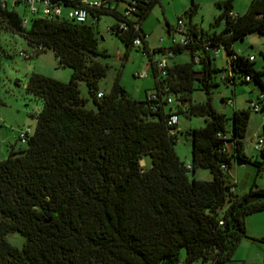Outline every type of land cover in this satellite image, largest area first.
Here are the masks:
<instances>
[{"label":"trees","instance_id":"16d2710c","mask_svg":"<svg viewBox=\"0 0 264 264\" xmlns=\"http://www.w3.org/2000/svg\"><path fill=\"white\" fill-rule=\"evenodd\" d=\"M79 0H62L75 5ZM157 0H136L129 15L115 5L89 9L79 22L64 15H36L23 26L14 6L0 2V27L20 34L36 56L51 49L60 66L71 69L62 81L39 72L28 75L25 89L39 107L32 131L18 148L0 158V264H208L231 263L246 236L245 218L264 209V187L252 185L241 196L228 178L232 164H261L243 152L250 109L233 110L231 129L226 116L210 100L217 76L228 70L226 84L254 80L264 94V68L254 66L251 54L233 49L237 38L264 35V0H250L243 14L232 17V0H221L219 32L192 31L190 41L168 47L146 46L141 21ZM195 4L187 9L194 13ZM101 14L117 21L108 25L128 52L143 45L155 77L144 98L131 97L115 80L109 92L98 82L109 68L96 26ZM178 18H182L179 16ZM125 28H119V22ZM115 30V31H114ZM135 38L140 43L135 44ZM221 45L227 67L213 64ZM170 49L173 57L165 76H158L153 57ZM188 52L186 58L180 54ZM264 57V54L259 51ZM199 56L195 61L194 57ZM255 57V55H253ZM249 75V79L245 78ZM79 79L85 81L95 108L85 106ZM194 90L207 94L192 100ZM152 93L154 95H152ZM173 96V103L167 97ZM232 99V98H226ZM225 99V100H226ZM171 111L204 117V124L185 131L169 125ZM262 112V111H259ZM177 130L176 137L170 131ZM218 132L224 133L222 137ZM188 136L190 158L178 157L174 143ZM230 140V149L224 141ZM258 154L264 160V147ZM144 160L142 163L141 161ZM190 164V168L186 164ZM206 168L210 179L190 176ZM18 232L21 246L6 235ZM184 256L181 257V250Z\"/></svg>","mask_w":264,"mask_h":264},{"label":"rangeland","instance_id":"374dc122","mask_svg":"<svg viewBox=\"0 0 264 264\" xmlns=\"http://www.w3.org/2000/svg\"><path fill=\"white\" fill-rule=\"evenodd\" d=\"M249 2L250 0H232V10L243 14ZM192 3L197 6L195 5L196 10L191 14L187 9ZM66 8V5L63 6V11H66ZM15 9L19 14L25 13L22 4L16 5ZM222 10L223 7L218 4V0H160L142 22L144 28L148 31L146 39L149 42V46L157 48L158 46L172 44V39L166 32V20L169 24L175 25L179 16L183 17L187 26L197 24L198 28L210 30V33L214 29L219 32L223 28L222 19L218 20ZM112 19L113 17L109 14H101L100 19L96 22V26L102 35L99 38L98 48L100 50L104 49L109 54L105 58L109 68L106 75L98 82L99 90L109 92L115 80H118L131 97L136 99L144 98L146 93H150L153 90L155 77L150 66L146 67L147 75L144 77L136 76V72L142 71L149 59L142 51V44L139 47L133 46L127 52L124 44L107 32L106 27ZM1 31L3 48L9 53L6 55L0 50V138L7 136V139L0 143V158H4L11 147L8 142H11L15 148L21 145L18 139V126L21 121L26 119L31 124L35 121V118L30 116L28 111H36L39 107V102L25 91L28 75L37 71L53 78L58 75L60 78L56 79L67 81L70 78L71 69L67 66L58 65L57 58L51 49H47L37 56L24 57L22 51L30 50V48L26 45L23 37L15 32L3 29ZM180 37L181 35L178 38ZM233 48L239 52L253 53L256 57L255 61H253L254 66L260 69L264 68V59L259 54V51L264 49V35L252 32L241 39L237 38L233 42ZM213 55V64L217 68L227 67L228 55L222 46L215 48ZM217 80H219V83L212 87L209 97L214 108L225 114V129L229 131L234 108L225 102V99H236L237 104H247L248 106L251 99H256L259 87L254 80L239 82L236 79L235 84H226L220 79L219 75ZM78 87L81 96L87 98L85 106L87 108H95L85 81H79ZM207 97L203 90H194L192 92V100L195 102L204 101ZM250 115L255 117L252 120L255 126L262 123L257 118L260 116V112L250 110ZM178 120L179 130L182 132L188 128L200 127L204 124V117L198 115L189 116L180 113ZM243 142L246 148L252 149L253 153L250 155L257 156L261 164H232L229 168L228 178L232 179L236 176L239 178V183H236L238 196H241L249 189L251 182H254L255 187H264V160H262L263 158L252 145L250 146L246 138ZM174 149L179 156H182L183 152H185L187 156L183 159L187 161V157L191 153V144L188 136L179 134L174 143ZM204 173L207 176L210 174L208 169L198 168L196 173L190 172V176L198 177ZM245 220L249 233L239 241L233 252L234 260L230 264H264V209L248 214ZM6 237L17 246H21L24 241V237L16 231L8 233ZM180 255L181 257L184 256V249L181 250ZM193 264L208 263L197 260Z\"/></svg>","mask_w":264,"mask_h":264},{"label":"built area","instance_id":"2783aa9c","mask_svg":"<svg viewBox=\"0 0 264 264\" xmlns=\"http://www.w3.org/2000/svg\"><path fill=\"white\" fill-rule=\"evenodd\" d=\"M116 0H79L78 3L75 5H71L68 7L66 11H63L64 3L62 0H0L1 5L5 6L7 2H9L11 5L13 4H22L23 9L25 11V15L21 18V23L23 26L27 25L29 22V18L31 16L36 15H64L67 18H70L72 20H76L79 22H84L89 18V9L90 8H97V7H107L114 5V2ZM136 4V0H128L127 6L125 8L124 14L129 15L131 11L134 9V5ZM229 14L234 17L237 15L235 11H230ZM119 28H125V22L121 21L119 22ZM106 30L108 33H113V29L109 26L106 27ZM175 30L181 33V37L176 40L172 39L173 41H178L180 44L185 45L190 41L191 36L188 35L185 22L182 18H177V23L175 24ZM115 31V30H114ZM135 44L140 43L139 38H135L134 40ZM221 45H218L216 48H218ZM261 52L264 54V49L261 50ZM33 53V49L30 48V50H23L22 55L26 58L31 57ZM173 57V52L170 49L164 50V52L158 53L153 57L152 64L153 68L155 69L158 76H165L167 73V66L169 64V61ZM253 55H249V59H253ZM195 61L199 60V56L194 57ZM150 66V62L147 61V64L145 65V68L142 69L140 72H136V76L144 77L147 75L146 67ZM230 72L227 70H223L220 74V78H225ZM245 78L248 80L249 75H246ZM102 92H98L97 95L100 96ZM152 95H154L152 93ZM173 96L169 95L167 97L168 103H173ZM227 103H231V99H226ZM248 108L254 112H259L264 110V94L262 92H258L256 95V99H252L248 103ZM178 121V114L175 111H171L169 116L167 117V123L169 125H176ZM32 126L30 125H24L22 127L18 128V139L21 143H24L26 140V137L29 133L32 131ZM171 135L176 137L177 130L173 128L170 131ZM218 134L222 137H226L224 133L218 132ZM227 138V137H226ZM233 141V140H232ZM232 141L225 140L224 141V149H230V145L232 144ZM252 147L259 152L264 147V135H256L252 139ZM143 163V160L141 161ZM186 166L190 168V164L187 163ZM230 264V263H226Z\"/></svg>","mask_w":264,"mask_h":264},{"label":"crops","instance_id":"0c3cea01","mask_svg":"<svg viewBox=\"0 0 264 264\" xmlns=\"http://www.w3.org/2000/svg\"><path fill=\"white\" fill-rule=\"evenodd\" d=\"M127 1L128 0H116L115 2H114V5H115V10L117 11V12H123V10L126 8V6H127ZM218 1H221V0H218ZM160 2V0H157L156 1V3H159ZM156 3H154V5L156 4ZM154 5L151 7V9L154 7ZM196 5V4H195ZM67 6V8H66V10L68 9V7L69 6H71V5H66ZM197 6V5H196ZM14 8H15V6H14ZM150 9V10H151ZM194 10H196V8L194 9ZM150 12V11H149ZM148 12V13H149ZM239 13V12H238ZM112 16V15H111ZM113 17V16H112ZM178 18V17H177ZM100 19V17L98 18V20ZM145 19V18H144ZM143 19V20H144ZM143 20L141 21V28L144 30V32H146L147 34H148V31L144 28V26H143V24H142V22H143ZM184 20V19H183ZM117 20L113 17V19H112V21L111 22H109V24L108 25H111V24H113V23H115ZM185 22V21H184ZM185 25H186V28L187 29H191L192 31H208V30H205L204 28H198V26H197V24H192V25H190V26H187V24L185 23ZM1 29H3V30H7V31H9V32H11L10 30H8V29H6V28H4V27H0V50L3 52V53H5L6 55H8L9 53L7 52V51H5V49L3 48V38H2V31H1ZM166 32H167V35L171 38V39H176V40H178L179 38V36L181 35V33H179L178 31H176L175 30V25H171V24H169L168 22H167V20H166ZM175 32H177L178 34H180L178 37H177V33L175 34ZM208 32H210V30L208 31ZM212 32H218L216 29H214ZM111 35V34H110ZM5 39V38H4ZM6 40V39H5ZM25 41V40H24ZM145 44H146V46L147 47H150V48H153V47H151V46H149V42L147 41V39L145 40ZM25 43H26V41H25ZM26 45L28 46V44L26 43ZM171 44H169L168 46H170ZM168 46H158V47H168ZM156 47V46H155ZM234 49V48H233ZM235 50V49H234ZM235 52L236 53H239V54H245V55H247V54H251V55H254L253 53H245V52H239V51H237V50H235ZM184 53H186V55H184ZM37 56V55H36ZM180 56L182 57V58H186L187 56H188V52L187 51H183L181 54H180ZM263 57V56H262ZM255 59H256V57H254V59H253V61H255ZM263 59H264V57H263ZM258 69H260V68H258ZM35 72H37V71H35ZM54 77H56V78H60L58 75L57 76H54ZM25 91H26V89H25ZM27 92V91H26ZM29 94V93H28ZM31 95V94H30ZM31 97L34 99V97L31 95ZM30 97V98H31ZM31 98V99H32ZM232 100V102L231 103H229L230 105H232L233 106V108H234V110H239V109H247L248 108V106H247V104H241V103H239V104H237V102H236V99L234 100V99H231ZM252 100V99H251ZM225 102H226V100H225ZM32 112H30V111H28V114L30 115ZM257 117V116H256ZM258 119H260L261 121H262V123L260 124V125H258V126H255V124L252 122V120L253 119H255V117H252V115H250L249 114V119H248V125H247V130H246V133H245V136H244V138L242 139V147H243V152L246 154V155H252V153H253V151H252V149H248V148H246V146H245V144H244V139L246 138V141L250 144V146L252 145V139L256 136V135H264V110L262 111V112H260V116H258L257 117ZM18 123V122H17ZM35 124V121H33V123L31 124L30 123V121H28V120H26V119H23L22 121H21V124H19V126L18 127H22V126H24V125H34ZM177 129H180L179 128V120L177 121ZM7 139V136H5L4 138H0V143H1V141H5ZM9 143V145L10 146H12L13 147V145L11 144V142H8ZM176 154L178 155V157L180 158V159H182V160H184L183 158L184 157H186L187 156V154L185 153V152H183V154H182V156H179V154L176 152ZM250 155V156H251ZM189 158H190V155L187 157V160H189ZM185 161V160H184ZM198 171V169H196L195 170V173ZM196 178H198V179H210L211 178V173L209 174V176H207V174H202V176H198V177H196ZM232 180L235 182V184L236 183H239V178H238V176H236L235 178H232ZM252 185H254V182L252 183H250V185H249V188L252 186ZM236 188H237V184H236ZM245 225H246V234L247 233H249L248 231H247V223H246V220H245Z\"/></svg>","mask_w":264,"mask_h":264},{"label":"water","instance_id":"95a60500","mask_svg":"<svg viewBox=\"0 0 264 264\" xmlns=\"http://www.w3.org/2000/svg\"><path fill=\"white\" fill-rule=\"evenodd\" d=\"M79 81H81V79H79Z\"/></svg>","mask_w":264,"mask_h":264}]
</instances>
